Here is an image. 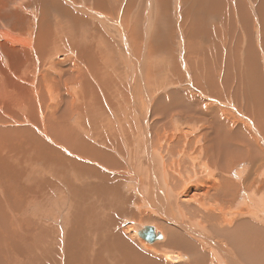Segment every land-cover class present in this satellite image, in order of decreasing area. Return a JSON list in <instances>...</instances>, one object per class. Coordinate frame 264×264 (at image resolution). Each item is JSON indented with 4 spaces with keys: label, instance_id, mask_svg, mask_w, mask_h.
Segmentation results:
<instances>
[{
    "label": "bare ground",
    "instance_id": "1",
    "mask_svg": "<svg viewBox=\"0 0 264 264\" xmlns=\"http://www.w3.org/2000/svg\"><path fill=\"white\" fill-rule=\"evenodd\" d=\"M224 1L225 0H210L209 6L212 8L215 7L214 9L217 10L222 9L226 5L225 3V5L223 6ZM159 2L161 1L159 0ZM197 3L195 2V6L194 5H192V7L190 6V8L192 9H190L189 12H192L197 7L199 8V5H202L201 3L200 4ZM99 4L100 5L103 4L102 0L99 1ZM259 7H260V11H262L261 14L264 15V0H262V3L260 4ZM48 8L50 9V7ZM244 9L246 8L244 7ZM1 17L2 15L0 14V18ZM243 20L245 21L244 23L246 25L247 22L246 13ZM74 21L75 23L81 24L78 19H74ZM21 23L22 22L18 18L16 21H14V24H12V28L10 29L7 28V26L5 25L3 27L0 26V264H60L62 263L60 261L58 263V257H57L59 254V247H60L59 242L57 241L59 239L58 234L60 233L58 228L54 226L57 224L56 221L54 220V213L56 211L63 216L62 218H66V215L70 213L69 216L67 215L68 216L67 221L66 219L62 220V226H64L66 229V232H64V234L61 233L64 236L63 237L64 248H62V254L64 255L63 256L64 264H112V263L119 264V261L122 259L123 255L126 254L124 258L127 259L129 257L130 250L132 253L133 251L132 244L124 238V229L123 231L117 230L118 225L115 226L116 228L114 227L112 217H109L105 221L104 220L101 221L97 217H94L92 215V208L89 209L85 205L86 204L85 199L86 196L87 198L92 199L97 194L109 195L110 193H108L109 192L108 190L110 188L111 189L118 188L121 185L118 183H121L119 181H121L122 179L118 178L119 181L116 183L115 186H112L110 184V181L112 180V176L110 175L105 176V174L102 173L103 171L101 172L100 169L96 168L91 164H87L85 162L79 161L72 156H75L74 154H77L78 156L75 157H81L83 159H85L84 157L87 158L90 157L91 159L95 158L98 160L99 164L101 163L105 167L106 164L109 165V167L111 166H117L118 168L120 167V164H116L117 159L112 155V153L106 151L104 147L102 148L96 145V140H94L93 137L91 139V134L93 131H99V126L102 125L105 126L104 120L102 119L103 116L100 113L105 111L102 108V106H104V102L102 101L101 98L102 94H100V90L103 91L104 95H106V91L108 92V100L111 102L113 106L116 107L114 100L117 96L113 99H111V97L112 95L115 96L117 93L120 95V87L122 84L120 85V79L118 77L120 78L122 77L118 73H116L117 71L115 72L116 68L112 72L105 73V70L102 67L103 66L102 64H104L103 63L104 54L101 52L99 47L98 49L100 51L94 48V46H90V44H87V46L85 44H81V43L79 44L77 43L78 41H76L74 37H70L68 41L71 42V44L74 46V50H73L74 53L76 54L77 58L82 57L81 59H83L86 62L87 65L86 64L85 65L88 66L87 69H89L91 75H93V77L99 84L100 89L99 86H97L98 88H96L93 85L94 82L91 79H89V76L87 75L84 76V79L82 80L80 78L81 82L78 83L79 87L72 86L73 92L71 93H73V95L70 92H67L68 95L64 93L66 98L62 97L61 99H58L59 98L58 92H60V94L62 95L63 91L61 92V87H60L62 83L59 84L58 82L60 78L59 79L57 78L58 79L57 82L54 79V76L60 73V72H56L55 64H58L57 66H59V63L61 64L62 61L60 62L57 61L50 66L47 65L46 62L53 56L54 53L52 51L54 52L56 51L57 45L59 43L58 41H55V39H53L52 36L53 32H51V30L42 31L38 29L39 31L35 33L34 38L33 36L30 37L27 34H24L22 31L21 32L18 31L17 28L20 26ZM261 25L264 30V22L263 24L261 23ZM87 27L89 26L87 25ZM201 27H203V24ZM40 28L42 29V27ZM199 28L195 26L190 31L189 33L190 40H188V42L187 39H185L187 42V45H185L187 46L186 47L187 54L189 53L193 54L194 50L196 49V43H198L197 32H199L198 30ZM134 30L135 28L133 29V31ZM206 30L207 29H205V31ZM133 31L131 30V36ZM33 39L35 41H33ZM86 42L88 43V41ZM106 45L107 44H105V46ZM167 45H169V43ZM198 47L199 46H197V48ZM93 49H95V52H93ZM254 49L255 46L250 48L251 50L250 58L245 59L244 61V64H246L247 61V68L249 70L248 71L249 73L245 77V79L243 78L245 80V83L246 82L247 84L249 83L248 86L250 85V87H252L253 89H255V85H254V73L252 71L251 61L252 59L256 61V53ZM37 52L39 53L38 57L42 58V62H41L42 71L39 73L38 76H36L37 73L35 75V70L34 71L32 70L34 65H36L35 62L37 61ZM110 52L111 51H109V55H111ZM198 53L200 52L198 51ZM25 56H28V60L25 63L18 62ZM68 56L76 60V57L74 55L68 54ZM177 61H175V63ZM14 62L15 63L18 62L20 63V65L10 66V64ZM104 62L105 64H108L106 61ZM28 63H31V68L26 66ZM184 63L187 66L191 65L195 73L205 72V69H207V73L205 74L208 80L210 81L211 73H212L210 66L207 65L204 66L205 63L203 64L202 61L197 60L195 57L192 58L190 61H187L186 59ZM256 63L259 71L261 67L257 61ZM176 65H178V70L176 69V72L178 73L180 72L179 71L180 65L178 64V62ZM71 68L73 69V67ZM133 68L129 65L130 72L128 77H130V79H132V81L135 82L130 86L131 92H129L128 100L133 103L132 107L135 114V123L137 124L138 132H135L131 135L128 132L127 134L129 136L126 137V140L129 143V147L132 148V150H134L133 153L131 154L132 158H134V160L136 161L140 157H142V160L139 159L142 165V162L152 163L151 161L154 158V153L157 156H160V153L156 150L157 148L150 147V143H151L150 137L148 133H145V127L147 123L146 114L148 113L147 107L149 104V100L151 99L150 98L151 95H148L146 90L143 88L145 87L144 86L145 84L144 82L142 84L141 80H143L144 78L140 76L138 69H136L137 67L135 66V68L134 69ZM43 69L46 70L43 71ZM21 71H24L23 74H21ZM27 72H29L30 75ZM145 75L146 74H144V77ZM197 76H199V74ZM63 77L65 78V75ZM67 79L70 80V78ZM123 79H125V77ZM36 80H38L37 85H36ZM67 81H64L63 84H65V82ZM195 81L197 82L196 79ZM258 81L264 92V81L261 78L260 73H258ZM72 82L73 81H71V83ZM123 82L126 84V79L123 80ZM214 82H212V84H214ZM230 84L231 83H229V86ZM113 86L115 88H113ZM64 87L62 88L65 89L66 87L65 88ZM112 89H115L116 93H114L115 91L112 92L111 91ZM187 97L188 96H184L183 98H187ZM189 97L188 99L191 98ZM78 98L80 99L79 102L80 105L77 104ZM183 98L182 95L179 94L173 95L169 99V102L168 100L166 102L163 101L164 103L161 102L160 104L161 111H159L158 108L157 110L163 115H167V116L171 115V113H173L174 110L177 109H180L179 111H182L184 114H188V115H189L188 112L193 113V115L200 114L201 117L202 115L208 114L209 108H206L207 104H205L206 107L203 105L200 106L198 105L199 103L198 104L194 103L193 100H195L196 98L193 100L191 99V101L189 102H186ZM180 102H182L183 104L179 105ZM257 107L258 108L260 107L259 102ZM72 108L76 110L77 109L81 110L82 113L81 119H79L80 117H77L74 122L70 121L72 120L70 116L73 115V114L71 115ZM214 112L216 113L215 116L218 117L220 121L217 122L216 124L213 120L214 124L216 125L217 132L212 137H208L207 142L209 145V149L206 150V145L202 147V149L206 150L205 153L207 152L209 159L207 158L208 161H205V163L204 162L201 163L199 161L200 164H197L198 165L197 169H195L196 167L195 165H193L191 168L192 174H196L200 172L202 173V175L201 174L200 175L203 176L205 179V183H207L206 180L208 179L209 183L215 185L214 189L216 190V193L214 196L207 197L208 195L207 192L205 195L204 194L201 195L199 193L200 189L195 188L191 190V194L189 193V197L187 196L188 198H184L183 201L181 200L180 206H182V208L177 204L175 205L176 208H172L171 205L169 204L171 199L174 200L176 197L183 199V196L181 195V193L183 194L181 188L184 185V182H187L186 179H188L191 175L184 174L181 182L180 180L175 181V183L178 186H174V195L172 194V198H171V193L168 194V188L166 186L165 177H161L160 179V182L162 180L164 182L163 185L161 182L160 184L161 187H158L156 185V181L153 180L154 183L153 187L150 186L145 191H142L139 185L142 183L139 181V175L136 174L134 175L133 173H131L134 176V178L130 183L131 187L129 186V188L132 189L133 192L134 191L138 192L137 194L141 195V197L139 198V202H142L146 207V209H148V211L151 212L149 213L147 211L149 214L148 216H146L147 212L140 216L145 217L144 220H148L150 222L156 223V225L159 226L162 229L161 231L163 232V239L158 241L157 240L159 238L158 236V238L156 239L157 241H155L153 244H150V246L145 245V247H148V249L151 248L154 251V254L152 255L151 253V257H148L149 261H147V264H173L172 262L175 259H176L175 262H178V264H205V263L210 264L212 261H214L215 264H264V225H261V223H264V216L263 218L259 216L262 212V211L260 212L259 209L264 208L263 205L264 195L262 194L256 195V192H251V194H247L246 200L243 202L242 207L240 209L242 213H246L247 219L245 218L243 220H238L232 226L223 227V224L226 223V219L224 218V215L220 216L221 208L224 207L225 205L233 204L237 201L235 194L238 191V187L228 177H224V176L221 177L220 173H218V169H220V171L223 172L227 171L228 168L231 167L235 162L238 163L246 160V154L253 156L255 153L250 152L249 154L247 150H246L247 152H245V149L240 147V145L242 144L241 141L243 142V136L246 137V130H244V132L242 131V128L241 129L237 128V130L236 129L234 130L233 122L232 123L229 122L230 120L227 114H225L222 111L221 112L218 111L219 113H217V110ZM97 113H100V116H102L100 117V119H97L96 117ZM261 118L264 119V112H262ZM261 118L260 121L262 122ZM81 120H82V126L79 124ZM24 121H26V123ZM125 122L127 123V121ZM113 123L114 120H112L110 116L107 117V121L105 124L109 127L108 129L113 130L116 127L117 124L115 123L116 124L115 125ZM155 125L154 124L152 125V129L154 131V138H155L154 143L156 146L159 147L160 146L159 141L161 140L160 134L166 133L170 127H167L165 123L160 124L161 125L160 128H157ZM262 125L264 127V122H262ZM122 128L123 127L121 125V127H119V130L115 129L116 132L114 135L115 136L117 134L120 135L119 131L124 133L125 130ZM128 128L130 129V127ZM193 133L194 132L192 131L189 134H193ZM82 134H84L85 137L84 135L82 136ZM183 134H185L186 136L189 135L187 131L186 133H182V136L178 137L177 139L178 145L180 142L181 143L188 142L187 140L189 139V136L186 137ZM108 136L110 137V135ZM195 141L196 140L192 139L191 143H195ZM106 142H107L106 136L104 141L102 142L99 141L100 144H105ZM169 143L171 144L174 143L172 136L169 137ZM178 145L176 146L175 143L176 147H178ZM248 148L249 150L251 149L250 147ZM165 150L168 152V147H166ZM176 154L180 156L181 155L180 150L175 152L173 155L176 156ZM173 155H167V162L172 166L174 165V167L176 168V163L178 161V158L174 157L173 159L172 157ZM261 155L259 154L256 155L257 159H260ZM138 156L140 157L138 158ZM195 158L198 159V157ZM263 158L264 157H262V159ZM205 159L206 156L204 155L203 161ZM182 163L183 161L180 163V165H182ZM59 164L61 166V169H58V171H56L57 170L56 168ZM161 165L162 168L165 169V171L170 168L164 166L163 164H158V167L160 168ZM37 166L39 167L35 168ZM260 166L261 167L258 166L257 168L264 171V164L261 163ZM53 167H55V169ZM138 168H139L138 173L143 174L144 177L147 178L152 177L151 173L153 171L150 169L151 166L145 168H141L139 166ZM160 172L162 173V171ZM70 174L71 176H76V177L79 176L81 182L90 181L86 185V188H88L86 192L87 193L89 192L91 194L93 193L94 195L93 194L90 195L93 197L88 196V194L86 195V192L84 194V191H80L82 189V186L77 187L76 185L79 184L75 182V179L68 176ZM180 174L183 173L181 172L179 173V175ZM237 174L240 176H245L246 168L239 170V173ZM58 175L61 176L67 182L70 188V192L73 195L72 200H70L69 198L57 200L54 202V204L52 203L53 205L52 204L50 205L53 211H55L54 213L51 214L49 213L50 216L40 215L39 211L37 210L40 208L41 205L38 204V202H41L46 197H48L49 190L55 185V181L53 180V178L57 177ZM187 175L189 176L188 178H186ZM200 175L197 174V177H200ZM212 178L214 180H212ZM190 180L191 178H189V181ZM217 181L220 183V185L218 184ZM196 191L198 192L196 193ZM112 196L114 200L115 199L114 194ZM105 200L110 201L108 197H104V196L96 199L95 201L97 203H102ZM31 201L33 203H31ZM113 203L111 205H113ZM59 208L63 210V213L59 211ZM170 210L171 212L169 214ZM71 212L73 213L71 214ZM256 213L257 214L260 213V214L257 215ZM171 216L172 217L177 216L179 217L178 219L180 218L183 219L182 222L181 221L176 222L178 224V227L176 226L177 228H173V226L170 227L166 225L169 222V220L172 219ZM255 216H257L258 218H256ZM168 217L171 219H169L167 223L164 222L163 219L165 220ZM241 217H243L241 213H238L236 211L233 214L229 215L230 220H232L233 218L242 219ZM189 218L198 219L197 227L195 226L194 228L193 226L189 225L193 223V220L192 222H188ZM48 221L50 223H48ZM54 221L56 224L52 225ZM112 223L113 225L111 226L114 227L113 229L110 228L109 226ZM136 225L138 228L136 227V230L134 232L137 233L136 235L141 237L140 234L144 231V229L148 225L145 224L141 226L140 223ZM134 228L135 227H133V229ZM205 228L214 235L215 239L218 240V243L212 240L213 237L204 236L203 232L205 231ZM129 229L130 227H126L127 231ZM159 232L160 231L157 232L158 235L161 234ZM112 235L114 237L113 239L110 238ZM195 235H198L199 237L203 238L205 240L204 244L206 243L207 246L212 249H209V252H205L202 244L200 242L198 243L197 240L195 241L194 239ZM107 238L111 239L110 242H107L106 240ZM221 241L224 242V244H220ZM141 242H143L142 244L144 245V241L141 240ZM222 245L225 247H223ZM164 249L186 251L189 254V256L186 254H176L171 251H165L161 253L162 256L166 259L163 260L160 252L161 250ZM225 249H226V255L223 253ZM138 251H133L134 256L133 255L131 256L130 258L131 260L129 259L127 261L130 263L127 264H146L147 257H142V255L140 254V250ZM112 254L114 255L113 257Z\"/></svg>",
    "mask_w": 264,
    "mask_h": 264
},
{
    "label": "rangeland",
    "instance_id": "2",
    "mask_svg": "<svg viewBox=\"0 0 264 264\" xmlns=\"http://www.w3.org/2000/svg\"><path fill=\"white\" fill-rule=\"evenodd\" d=\"M52 1L53 0H3V1L0 0V14L2 15V17L0 18L1 20L0 26L3 27L5 25L7 26V28L10 29L12 28V24H14V21H16L19 18L22 23L17 28L18 31L20 32L22 31L24 34H27L30 37L33 36L34 38L35 33L39 31L38 29L42 31L51 30V32H53V35H52L53 39H55V41H58L59 44L57 42L56 43L61 46L57 45V49L55 51L56 53L52 51L54 54L49 60H47L46 63L47 65L50 66L57 61L58 62L62 61L61 64L59 63V66H57L58 64H55L56 72H60V73L54 76V79L57 82L59 78L60 79L62 78L61 80L59 79L58 82L59 84L62 83L60 87H61V92L63 91V93L61 95L60 92H58L59 93L58 99H61L62 97L66 98L65 94L68 95L67 92H70V93L73 92L72 86L79 87L78 83L81 82V80L84 79V76H87V75L89 76V79H91L94 82L93 85L96 88H98L97 86H99V84L97 83L93 75H91V72L89 71V69H87L88 66H86L87 65L86 62L83 59H81L82 57L77 58L76 54L74 53L73 51L74 46L71 44V42L68 41L70 37H74L75 40L78 41L77 43L79 44L80 43L85 44L86 46L87 44H90V46H94V48H96L97 50L100 49L101 52L104 54L103 55L104 64H102L103 65L102 67L105 70V73L112 72L116 68L115 72L117 71L116 73H118L122 77V78L118 77L120 79V85L122 84L121 85L122 89L120 87V95L117 93L115 96L112 95L111 97V99H113L117 96L114 100L116 107L113 106L111 102L108 100V92L106 91V95H104L103 91L100 90V94H102L101 98H102V101L104 102V106H102V108L105 111L100 112L103 117L100 116V113H97L96 117L97 119H100V117H102V119L104 120L105 126L103 125L99 126V131H93L92 132L93 135L91 134V139L93 137V139L96 140V145L102 148L104 147L106 151L112 153V155L117 159L116 164H120V167L119 168L117 166L109 167V165L106 164V167L108 166L106 168L101 163L99 164L98 160L95 158L91 159L90 157L89 158L84 157L85 159H83L81 157H75V156H78L77 154H74L75 156H72L79 161L85 162L87 164H91L95 166L96 168L100 169L101 172L103 171L102 173L105 174V176H108V175L112 176V180L110 181V184L112 186L116 185V183L119 181L118 178L122 179L121 181H119L121 183H118V184H121L118 188H115V189L110 188L108 190L109 191L108 193H110L109 195L108 194H104V195L97 194L92 199H89L86 196L85 205L89 209L92 208V215L94 217H97L101 221L103 220L105 221L109 217H112L114 227L118 225L117 230L123 231L124 229V238L132 244L133 251L140 250V254L142 255V257H147L146 258V264H147V261H149L148 257H151V253L153 255L154 251L151 248L148 249V247H145V245L150 246V244H153L157 240L159 241L163 239V237L158 238L153 243H150L146 241L144 238L136 235L137 233L134 232L137 227L136 224H139V223L141 224V226L146 224V225H154L156 227L157 225L156 223L150 222L148 220H144L145 217L140 216L142 214H145L148 211V209H146V207L144 206L142 202H139V198L141 197V195L137 194L138 192H135V191L133 192V190L129 188V186L131 187L130 183L132 182L134 178V176L131 173H133L134 175L135 174L139 175V181L142 182L139 185L142 191H145L150 186L153 187L154 185L153 180L156 181V185L158 187H161L160 185L161 182H162V185L164 184V182L163 180L160 182V179L161 177H165L166 186L168 188V194L171 193V198H172V194L174 195V186H178L175 183V181L180 180L181 182L184 174L191 175L190 177L188 175L186 176V178L189 177L191 178V180L189 181V178L186 179L187 182H184V185L181 188L183 192V194L181 193V195L183 196V199H180L178 197H176L174 200L171 199L169 204L171 205L172 208H176L175 206L176 204L180 206L181 200L183 201L184 198H188L189 193L191 194V190L195 188L200 189V191L199 190L198 191L201 195L203 194L205 195L207 192L208 193L207 197L214 196L216 193V190L214 189L215 185L209 183L208 179L206 181L207 183L202 182L201 179L204 178L201 176L202 173L198 172L196 174H192L191 168L193 165H195L196 166L195 169H197L198 167L197 164H200V162L205 163V161H208L209 159L208 154L207 152L205 153V151L209 149V145L207 142L208 137H212L217 132L216 125L214 124V122L216 124L217 122H220L218 117L215 116L216 113L214 111L217 110V113L222 111L228 115V118L230 120L229 122L230 123L233 122L234 130L235 129L237 130V128L238 129L242 128L243 132L244 130H246V137L243 136V142L241 141L242 144L240 145V147L245 149V152L248 151L249 154L250 152L255 153L253 156L246 154V160L238 162V163L235 162L231 167L228 168L227 171L223 172V171H220V169H218V173H220L221 177L223 176L228 177L238 187V191L235 194L237 201L233 204H228L221 208L220 216L224 215V218L226 219V223L223 224V227L232 226L236 221L245 219L246 213H242L240 209L242 207L243 202L246 200V195L251 194V192H256V195L257 194L264 195V171L257 168L258 166L261 167L260 166L261 163L264 164L263 163L264 158L262 159V157H264V127L262 125V122H264V119L261 118V114L262 112H264V92L258 81V73H260L261 78L264 81V30L261 25V23L263 24L264 22V15L261 14L262 11H260V7H259L260 4L262 3V0H239V1L238 0H225L223 2L224 3L223 6L226 3L225 7L222 9H218V10L214 9L215 7L212 8L209 6L210 0H160L161 2H159V0H102L103 4L101 5L99 4L100 0H54L53 2ZM195 2L196 3L198 2L197 4L201 3L202 5H199V8L195 7L196 9H194L192 12H189V10L192 9L190 8V6L191 7L192 5L195 6ZM48 7H50V9ZM244 7L246 9H244ZM245 13H246V21L248 22V23L246 22V25L244 23L245 21L243 20V18L245 17ZM5 14L8 16H6ZM159 17H161L162 19ZM73 18L78 19L81 24L75 23ZM201 23L203 24V27H201L202 26ZM87 25L89 27H87ZM84 26H86L87 28ZM195 26L198 28L200 27L198 29L199 32H197V37H198L197 42L198 43H196V49L194 50L193 54L191 53L187 54V48H186L187 46L185 45H187L188 40H190L189 33ZM40 27H42V29ZM70 28L72 29L73 33L71 32ZM134 28L135 30L133 31ZM205 29L207 30L205 31ZM131 30L133 31L132 36H131ZM31 31L33 34L31 33ZM185 39H187V42ZM33 41L35 40L33 39ZM86 41H88V43ZM199 42L201 43V46ZM168 43L169 45H167ZM105 44H107L108 47L107 45L105 46ZM197 46L199 47L197 48ZM253 46H255L254 51L256 53V61L261 67V69L258 71L257 63L254 59H252L251 67L254 73L255 89L250 87V85L248 86L249 83L248 84L247 82L245 83V80H244L245 77L249 73L248 72L249 70L247 68V61H246V64H244V61L245 59L250 58V52H251L250 48ZM109 51H111L110 52L111 55H109ZM198 51L200 53H198ZM93 52H95V49H93ZM68 54L74 55L76 57V60H74L73 58H70ZM38 55L39 53L37 52V61L35 62L36 65H34V67L32 68L33 71L35 70V75L37 73L36 76H38L39 73L42 71V64H41L42 58L38 57ZM194 57L197 60L202 61L203 64L205 63L204 66L207 65L211 67L212 73H211L210 81L208 80L205 74L207 73V69H205V72L195 73L191 65H190L191 67L185 65L184 62L186 61V59L187 61H190ZM27 60H28V56H25L18 62L25 63ZM104 61H106L108 64H105ZM175 61H177L178 64L180 65V70H179L180 72L178 73L176 72V69L178 70V65H176L177 62L175 63ZM18 62L11 63L10 66H19L20 63ZM128 64L132 68L133 67L135 68V66L137 67L136 69H138L140 76L144 78L143 80H141L142 84L143 82L145 84L144 85L145 87L143 88L146 90L148 95H151L150 97L151 99L149 100V104L147 107L148 113L146 114L147 123L145 127V133H148L150 137V142H151L150 147L157 148L156 150L160 153V156H157L154 153V158L151 161L152 163L142 162V165L139 160V159L142 160V157L138 156V158L139 157L140 158L136 161L134 160V158H132L131 154L133 153L134 150H132V148L129 147V143L126 140V137L129 136L127 134L128 132L130 135L135 132H138V127H137V124L135 123V114H134V110L132 107L133 103L128 100L129 92H131L130 86L134 84L135 82V81H132L130 77H128L129 72H130ZM26 66L31 68V63H28ZM71 67H73L74 70ZM68 69L71 71H69ZM44 70L46 69H43V71ZM23 72L24 71H21V74H23ZM79 72L80 73L83 72V73L80 74ZM143 73L146 74L145 75L146 78L144 77ZM198 74L199 76H197ZM64 75H65V78L63 77ZM124 77L126 79V84L127 83L129 84V85L127 84V86L124 83L125 81L123 82V80H125L123 79ZM67 78H70V80ZM195 79L197 80L198 83L195 81ZM37 81L38 80H36V85L38 83ZM64 81H67L68 83L65 82V84H63ZM71 81L73 82L71 83ZM227 81L231 83L230 86ZM212 82H214V84H212ZM64 85L68 90L64 87ZM62 87H64L65 89H63ZM113 88L115 87L113 86ZM99 89H100V86H99ZM111 91L112 92L115 91L114 93H116L115 89H112ZM71 94L73 95V93ZM178 94L182 95V98L184 96L189 97L191 95L190 96L191 98L189 97L190 99H188V97L183 98L186 102H189L191 101V99L193 100L196 98L197 100L196 99L193 100L194 103H197V104L199 103L198 105L200 106L203 105L205 107H206L205 104H207L206 108H209L208 114L202 115L201 117L200 114L193 115V113L188 112L189 113L188 115V114H184L182 111H179L180 109H177L178 111L177 110H174V112L172 111L174 115L173 113H171V115L167 116V115H163L162 113H160L159 111H161L160 109L161 102L163 101L166 102L167 100L169 102V99L173 95H178ZM77 101H78L77 104L80 105L79 98L77 99ZM258 102L260 103L259 108L257 107ZM181 104L183 103L180 102L179 105ZM75 105H76V102H75ZM157 108L159 111L157 110ZM75 110L76 109L72 108L71 115L72 114L73 115L70 116L72 120L69 119L71 122H74L77 117H80L79 119L82 118L81 110L77 109L78 112L77 110L76 111ZM109 116L110 118H112V120H114L113 124L115 123L117 124V125L115 124L116 127L113 130L108 129L109 127L105 124L107 121V117ZM260 118L262 122L260 121ZM125 121H127V123ZM24 122L26 123V121ZM164 123L166 124L167 127H170V128L168 129L166 133L160 134L161 140L159 141L160 146L158 147L154 143L155 138H154V131L152 129V125L157 124L155 126L157 128H160L161 127L160 124H164ZM79 124L82 126V120L79 122ZM125 124L126 125L128 124L127 126L130 127V129ZM121 125L123 127L122 129L125 130L124 133L119 131L120 135L117 134L115 136L114 135L116 132L115 129L119 130V127H121ZM185 130L187 131L188 134L191 133L192 131L194 133L188 135L189 136V139L187 140L188 142L186 143L180 142L178 145L177 139L178 137L182 136V133H186ZM83 135L84 134H82V136ZM108 135H110V137ZM183 135L186 136L185 134ZM105 136L107 137V142L105 144H100L99 141L100 142L104 141ZM171 136L173 138V142H174L173 144L169 143V137ZM192 139L196 140L195 143H191ZM175 143H176V146L178 145V147L175 146ZM180 144H182L183 146ZM204 145H206V150L202 149ZM166 147H168V152L165 150ZM248 147H250L251 149L249 150ZM179 150L181 154L180 156H178V154H176V156L173 155L175 152ZM169 152L172 154H170ZM257 153L259 155L262 154L261 155L262 157L260 156V159H257L256 157V155H258ZM167 155H173L172 156L173 159L174 157L178 158V161L176 163V168L174 167V165L172 166L167 162ZM202 155L203 156L205 155L206 159L207 158L208 159L207 160L205 159L203 161ZM195 157H198V159H196ZM182 161L184 165L183 163L182 165H180ZM252 161L254 162L252 163ZM158 164H163L164 166H167L170 168L165 171V169L162 168V165L159 168ZM39 166L35 168H38ZM139 166L141 168L151 166L150 169L153 171L151 173L152 177L147 178V177H144L143 174L138 173ZM53 168L55 169V167ZM245 168H246L247 175L240 176L237 174L239 173V170H242ZM56 169H57L56 171H58V169H61L60 164L57 166ZM160 171H162V173ZM178 172L179 173L182 172L183 174L179 175ZM197 174L199 175L201 174L200 177H197ZM68 176L75 179V182L79 184V185H76L77 187L82 186V189L80 191H84V194H85L86 190L88 189L86 188V185L90 181L81 182L79 179V176L77 177L71 176V174ZM246 176L250 177V179L248 180ZM53 180L55 181V185L49 190L48 197H46L43 201L38 202V204L41 205L40 208L37 210L39 211L40 215L50 216L51 213H54L55 211H53L50 205L52 203L54 204V202L57 200H62L65 198L66 199L69 198L70 200H72L73 195L70 192V188L67 182L59 175L57 177H54ZM218 184L220 185L219 182ZM120 187H121V190H120ZM198 191H196V193ZM120 193L122 194V196ZM87 194L88 196H90L93 193L91 194L89 192L88 193L86 192V195ZM113 194L115 196L114 200L112 196ZM103 196L108 197L110 201L105 200L102 203H97L95 201L96 199L103 197ZM90 197H93V196H90ZM31 203L33 202L31 201ZM112 203L113 205H111ZM180 207L182 208V206ZM259 210L260 212L262 211L261 214L260 213H259L260 215L257 213L256 214L263 218L264 208L259 209ZM59 211L63 213V210L61 208H59ZM235 211L238 213H241V215L243 216L241 217L242 219L240 218H233L232 220L229 219V215L233 214ZM148 212L151 213L150 211ZM148 212L146 216L149 215ZM170 212L171 210L169 211V214ZM72 213L73 212H71V214ZM69 214L70 213H68L67 215L69 216ZM67 215H66V218H62L63 216L56 211L54 213V220L56 221L57 224L55 223V221L52 224V225L56 224L54 226L58 228L59 233H60L58 234L59 239L57 241L59 242V246H60L59 254L57 256L58 263L59 261L62 262L60 264H64L63 263L64 255L62 254V248H64V241H63L64 236L61 233L64 234V232H66L65 227L62 226V220L66 219L67 221L68 219ZM115 216H116V219H115ZM255 217L258 218L257 216ZM171 218L168 217L165 220L163 219V221L167 223L168 220L171 219L166 225L170 227L173 226V228L178 227V224L176 222H180V221L182 222L183 220L181 218H180L181 220L178 219L179 217L177 216L175 217L171 216ZM192 220L194 224L191 223L189 225L193 226L194 228L195 226L197 227L198 219L189 218L188 222H192ZM48 223L50 222L48 221ZM113 223L109 225L110 228L112 229L114 228L113 226H111L113 225ZM261 225H264V223H261ZM126 227H130V229L127 231ZM133 227L135 228L133 229ZM157 227H156L157 232L160 231L159 233L163 234V232L161 231L162 229L160 227L159 228ZM203 233H204V236L213 237L212 240L218 243V240H216L214 235L206 228ZM194 237L193 238L195 239V241L197 240L198 243L200 242L202 244L205 252H209V249H212L208 247L206 243L204 244L205 240L203 238L199 237L198 235H195ZM110 238L113 239L114 238L113 235ZM110 238L106 239L107 242H110L111 240ZM141 240L144 241V245L142 244L143 242H141ZM220 244H224V242L221 241ZM133 251L132 253H131V250L129 251L130 252L129 257L127 259L124 258L126 254L123 255L122 259L119 261V264L130 263L127 261L133 255ZM165 251L174 252V249L161 250L160 254ZM174 253L186 254L189 256V254L186 251L176 250ZM223 253L226 255V249L223 251ZM113 256L114 255L112 254V257ZM161 257L163 258V260H166L162 256V254H161ZM175 261L176 259L172 263L178 264V262H175ZM112 264H115V263H112ZM210 264H215V263L214 261H212Z\"/></svg>",
    "mask_w": 264,
    "mask_h": 264
},
{
    "label": "water",
    "instance_id": "3",
    "mask_svg": "<svg viewBox=\"0 0 264 264\" xmlns=\"http://www.w3.org/2000/svg\"><path fill=\"white\" fill-rule=\"evenodd\" d=\"M142 238L146 241L153 243L159 236V238L163 237V234H157L156 227L154 225H148L144 231L140 234Z\"/></svg>",
    "mask_w": 264,
    "mask_h": 264
},
{
    "label": "crops",
    "instance_id": "4",
    "mask_svg": "<svg viewBox=\"0 0 264 264\" xmlns=\"http://www.w3.org/2000/svg\"><path fill=\"white\" fill-rule=\"evenodd\" d=\"M254 160H255V159H254ZM253 162H254V161H252V163H253ZM246 175H247V174H246ZM202 177H203V176H202ZM246 178H247L248 180L250 179V177H247V176H246ZM212 180H214V179L212 178ZM201 181H202V182H205V179L203 178V179H201ZM206 181H207V180H206ZM215 181H216V180H215ZM175 251H176V250H174V252H175Z\"/></svg>",
    "mask_w": 264,
    "mask_h": 264
}]
</instances>
